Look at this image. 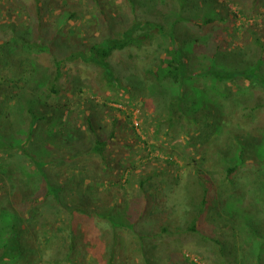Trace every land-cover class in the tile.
<instances>
[{
	"label": "rangeland",
	"instance_id": "rangeland-1",
	"mask_svg": "<svg viewBox=\"0 0 264 264\" xmlns=\"http://www.w3.org/2000/svg\"><path fill=\"white\" fill-rule=\"evenodd\" d=\"M99 3L97 9L91 0H45L50 11L44 12L43 17L51 24L48 38L51 42L52 30L64 21H68L66 27L78 30L77 40L72 41L76 45L61 39L51 44L54 56L64 59L72 50L87 51L100 39L119 38L137 22L159 23L163 33H156L141 48L133 45L116 51L108 60L118 80L111 93L120 94L117 100L126 106L127 114L132 104L138 105L133 112L135 122L141 107L143 124L139 135L159 149L158 154L150 148V160L139 161L138 157L146 152L137 146L132 150L121 146L122 140L130 143L136 140L127 138L119 128V143L111 145L112 162L115 166L119 162H135L142 175L159 174L150 182L156 187L155 210H151L152 216L147 214L137 222L135 232L126 227L112 228L101 220L96 234L109 250L113 249L115 264H146V261L149 264H256L258 249L262 248L264 258V244L261 246L264 242V81L259 79V76L264 79V60L256 72L262 53L253 33L264 37V0H99ZM234 13L238 25L244 23L245 27L231 28ZM71 14H75L72 19ZM207 19L214 21L205 23ZM32 20L35 22L34 17ZM170 27L174 31L172 37L188 59V74L192 75L182 85L171 81L160 84L149 72L172 44ZM22 31L26 39H32L35 34H32L33 26ZM39 61L49 66L53 57L42 55ZM211 66L236 77L219 82L210 75ZM63 71L60 82L65 99L73 106H81L94 119L95 129L108 135L109 117L113 115L109 108L114 103L104 104L103 98L109 90L99 83V69L80 57L68 61ZM96 87L98 94L94 93ZM126 97H132L131 102ZM172 100L179 110H174L170 125L164 120L170 116L166 105ZM10 121L7 118L5 122L9 125ZM48 123L52 128V120ZM15 125L10 127L11 131ZM157 127L161 128L159 133L155 132ZM4 134L8 137L10 132ZM44 146L34 142L27 149L34 155L45 156ZM19 162L16 168L25 167L24 162H20L22 165ZM50 167L48 171L55 182L67 178L60 165ZM231 168L234 172L230 174ZM21 173L25 176L24 171ZM28 173L27 178L19 172L13 176L22 200L27 196H42L44 191L42 183L31 182ZM112 194L120 199L123 190L114 189ZM6 198L3 190L0 209L5 212L9 208ZM101 198L107 200L111 196L103 193ZM112 205L108 203L106 211ZM118 208L126 211V203H118ZM50 213L52 222L58 214ZM190 227L196 228L194 233L188 231ZM163 228L168 232L162 231ZM140 235H145L141 236L144 239ZM55 248L60 249L58 244ZM47 254L51 257L52 252L46 250L44 256Z\"/></svg>",
	"mask_w": 264,
	"mask_h": 264
},
{
	"label": "trees",
	"instance_id": "trees-1",
	"mask_svg": "<svg viewBox=\"0 0 264 264\" xmlns=\"http://www.w3.org/2000/svg\"><path fill=\"white\" fill-rule=\"evenodd\" d=\"M91 1L96 3L99 9V0ZM44 3L45 0H0V194L6 190L9 206L6 212L0 209V264H99L102 261L115 264L113 249L109 250L102 242L101 236L96 234L101 220L108 222L112 228L126 227L135 232L137 222L144 220L147 214L152 216L151 210H155L154 202L157 196L153 191L156 187L150 182L159 174L142 175L135 162H119L115 166L112 162L114 156L111 153V145L119 143L117 131L120 128L127 138L136 140V143L122 140L121 146L128 150L137 146V149L146 152L138 157L139 161L150 160V148L157 150L158 154L159 149L154 144L151 145L147 138L139 135L143 124L141 107L137 111L140 118L136 117L135 122L133 112L138 109V105L132 104L127 114L126 106L117 100L120 94L111 93L114 90H110L111 87L118 84V80L108 60L114 52L123 51L129 46L141 48L145 41L155 38L156 33H163V26L155 22H137L121 33L119 38L100 39L86 48L87 51L72 50L64 59H58L54 56L51 44L61 39L76 45L72 41L77 40L78 30L66 27L68 21H64L52 30L54 34L51 42L48 39L51 35V24L43 17V13L50 10ZM74 17L75 14H71L70 19ZM233 20L230 24L232 29L246 26L244 23L238 25L237 13H234ZM212 21L214 20L207 19L204 22ZM32 26V34H35L32 39H26L22 30L27 31ZM170 30L172 44L149 72L160 84L171 81L182 85L190 80L192 75L188 74V59L172 37L173 28L170 27ZM253 35L262 53L256 63L257 72L264 60V37H256L255 33ZM22 49L29 53L24 54ZM42 55L50 56L51 59L53 57V64L43 65L39 61ZM80 57L99 69V83L106 85L109 90L108 95L103 98L104 104L114 103L109 108V113L113 115L109 117L111 131L108 135L100 134L93 126L94 119L91 115L84 112L81 106H73L65 99L64 91L61 90L60 81L64 75V67L68 61ZM209 73L219 82L236 77L213 66ZM259 79L264 81L260 76ZM96 88L94 93L98 94L99 89ZM92 96L95 97L94 94ZM127 99L131 102L132 97ZM166 108L167 116H170L164 121L170 124L173 122L174 110L179 108L175 100L167 104ZM7 118L11 119L9 125L5 122ZM50 120L52 128H49ZM14 125L16 130L12 133L14 130L11 131L10 127ZM42 128L43 132L40 131ZM78 130L80 132L76 134L75 131ZM160 130L161 128L157 127L155 132L159 133ZM4 132H10V135L4 136ZM34 142L44 144L47 155L32 154L27 148ZM17 161L24 162L25 167L19 162L21 169L16 168ZM54 165H60L67 176L60 183L55 182L48 171L52 168L50 166ZM233 170L231 168L229 173H233ZM17 172L24 178H27L29 172L28 178L31 182L35 181L36 185L42 183L43 195L27 196L23 197V200L19 198L21 195L18 192L21 191L13 179ZM5 180L10 181V184ZM7 185L10 187L7 188ZM114 189L123 190L120 199L112 194ZM103 193L106 196L110 194L111 198L100 199ZM122 201L127 206L124 212L118 208V203ZM108 203H113V208L108 207L109 210L106 211ZM52 211L58 216L51 222ZM124 215L126 217H123ZM189 229L187 230L191 233L196 230L195 227ZM162 231L168 232L166 228ZM141 236L145 235H140V238ZM57 244L60 249L55 248ZM263 244L264 242L261 246ZM140 248L142 253L143 247ZM46 250L52 252L51 257L49 254L44 256ZM258 251L256 264H264L262 248ZM32 258L33 261L30 260ZM80 258H85L86 261ZM146 264H149V261H146Z\"/></svg>",
	"mask_w": 264,
	"mask_h": 264
}]
</instances>
